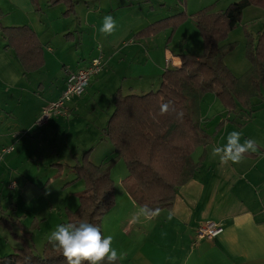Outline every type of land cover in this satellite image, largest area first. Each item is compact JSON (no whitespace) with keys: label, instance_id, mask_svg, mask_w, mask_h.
Here are the masks:
<instances>
[{"label":"crops","instance_id":"0c3cea01","mask_svg":"<svg viewBox=\"0 0 264 264\" xmlns=\"http://www.w3.org/2000/svg\"><path fill=\"white\" fill-rule=\"evenodd\" d=\"M143 3L146 6L144 9L134 0L121 1L115 7L112 16L117 13V9H124L123 14L116 21L118 20L117 25L120 27L128 24L129 46L117 50L109 44L110 46L102 54L103 70L90 79L80 97L74 98L68 104L70 119L89 94L91 97L87 103L96 104L100 96L105 98L103 95L107 96V101L112 100L114 92L119 88L125 93H143L145 90H152L159 85L162 72L166 68L180 67L179 55L190 52L186 43L183 52L172 50V41L176 34L185 24H190L188 18L176 30L169 44L164 42L162 50L151 54L155 36L168 29L143 38H136L135 35L148 25L170 15L165 14L155 18L158 14L151 12L153 7L146 1ZM183 5L187 8L186 0H183ZM59 6L61 9L62 4L53 7ZM0 8L5 14L4 26L27 25L35 32L42 45L43 66L31 72H24L13 50L4 48L6 40L0 41V155L3 148L13 146L12 151L0 156V187L3 185L11 191L20 203L36 208L42 204L40 200L45 198L42 180L36 177H56L54 175L57 170L49 169L54 170L49 172L50 176L49 174L40 176L42 165H46V162H43L37 154L40 144H37L38 139L33 132H31L33 135L28 138L24 134L32 129L41 109L55 100L64 89L65 70L81 68L97 54L91 52V56L82 66L69 68L63 65L62 80L52 82L45 77H50L49 56L52 58L50 54L54 53L49 52L50 46H46L45 50L44 42L48 37L46 35L48 30L54 26L55 31L64 36V44L70 43L74 35L64 27L68 22V16L61 15L60 22L63 24V29L56 30L61 27V23L58 27L57 24H52L54 19L51 21L47 18L48 21H45L41 17L44 12H39L43 8L34 6L30 0H0ZM35 15L38 17L36 18ZM190 26L193 25L190 24ZM198 40L201 42L200 37ZM141 54L142 58H140ZM150 61L153 64L150 70L144 69ZM140 66L143 67L142 71ZM234 74L240 76L242 73ZM206 96L209 95H205L204 98ZM108 105L106 108L109 109ZM112 110L113 103L109 113H106L107 116L95 124L100 125L101 130L106 126ZM224 111L226 112L224 118L219 121H223V124L218 130L215 129L216 125L211 126L210 129L206 127V131L212 135V141L196 148L193 152L192 158L198 165L192 178L178 188L172 207L160 209L159 216L155 218H146L139 214L141 207L126 190L120 192V195L124 197L123 206L113 216L107 217L106 221L103 219L104 223H101L103 234L113 236V247L121 256L120 264H264V128L259 125L248 126L256 122L260 113H264V94L252 99L250 117L245 110ZM242 113H244V119L237 121L235 115ZM52 118L48 123L56 122L57 128L60 127L59 120L65 117ZM207 119L201 118L202 125L208 122ZM74 120H72L73 124H76L77 121ZM20 131L25 132L19 135ZM231 131L241 132L242 141L255 139L259 146V153H248L242 162L237 164L229 162L227 165L221 164L218 157L213 158L211 153L208 154L214 146H223ZM91 133L97 135L94 139L97 145L104 143L107 148L98 162L102 163L111 156L113 148L101 131L100 134L95 130ZM88 137L89 135L86 138ZM14 138H17V143L13 141ZM94 140L85 143L82 151L89 145L91 150L89 155H92L96 146V144L93 145ZM52 164L57 165L56 163L49 165ZM61 171L63 174L71 173L68 168H62ZM48 180L45 181L46 186ZM78 182L81 186L84 185L82 181ZM17 207L16 202L15 208ZM33 213L43 218L42 209ZM208 220L220 222L223 231L213 238L196 240V228ZM19 221L22 224L21 220ZM7 223L9 225L6 226L0 220V257L8 256L15 249L22 247L17 237L18 230L13 227L14 221L13 223L7 221ZM59 224H62V221ZM16 226L19 227L18 224ZM48 237L41 236L39 242L32 237L31 241L27 242L33 246L35 252L41 253Z\"/></svg>","mask_w":264,"mask_h":264},{"label":"trees","instance_id":"16d2710c","mask_svg":"<svg viewBox=\"0 0 264 264\" xmlns=\"http://www.w3.org/2000/svg\"><path fill=\"white\" fill-rule=\"evenodd\" d=\"M30 2L36 6L37 0ZM58 4L66 6L64 16L74 12L75 0H47L48 6ZM251 5L264 9V0H239L223 10L212 12V7H207L191 14L190 19L200 32L203 53L180 54V67L166 68L155 90L125 93L119 88L114 92L113 110L102 130L113 148L111 156L94 164L88 160L89 149L81 161L69 166L75 173L74 180H82L84 188L77 193L76 209L67 210L66 223L85 220L102 229V219L115 202L110 170L120 159L128 171L122 182L124 189L140 207H172L178 188L192 178L198 165L192 158L193 152L212 141L199 113L200 102L206 94H214L227 112L245 110L250 117L252 99L264 94V29L256 37L250 33L251 40L246 46L250 68L245 73L236 76L224 58L232 46L226 42L228 34ZM2 15L0 9V18ZM188 18L182 11L148 25L135 37L143 38L171 28L169 41L176 28ZM0 32L6 40L4 48L13 50L24 72L43 66L42 45L30 27L0 24ZM168 101L173 102L177 112H183L182 119L175 113L159 115L160 104ZM222 124L223 121L219 122L215 129ZM17 237L22 247L0 257V264H67L48 240L41 253H37L27 242L31 241V232L22 231Z\"/></svg>","mask_w":264,"mask_h":264},{"label":"rangeland","instance_id":"374dc122","mask_svg":"<svg viewBox=\"0 0 264 264\" xmlns=\"http://www.w3.org/2000/svg\"><path fill=\"white\" fill-rule=\"evenodd\" d=\"M121 1L124 0H76L74 6L75 11L68 15V22L64 25V27L67 28L66 30L74 35V38L71 39L68 44H64V36L59 34L58 31H55L54 26L50 27L46 34L48 37L45 39L44 47L46 50V46H50L51 51L49 52L54 54H50L52 58L49 56L48 70L50 77H45L46 79L49 78L52 82H60L63 78V65L69 68L82 66L91 56V52L92 54L98 53V48L100 49L102 55L110 45H113L117 50L129 46V37L127 34L129 33L130 28L127 26L128 24H125L122 27L117 25L116 31L111 36H104L99 32L103 18L106 15H112L115 7L118 6ZM134 1L139 2L138 6L142 9L146 7L143 3L146 1L149 6L153 7L151 12L153 14H158L155 18L165 14H169L171 16L185 10L189 17V23L194 26L185 24V26L182 27L176 34V30L185 23L184 21L176 28L169 41L168 38L171 35V28L158 34L154 38V43L152 44L153 51L151 54L162 50L164 42L169 44L175 33L176 37L174 41H172V50L176 52H183L185 48L184 45L186 43L191 54L201 55L203 53V43L198 40L199 37L201 38L200 32L195 23L190 19L192 18L190 15L207 7H212V12L223 10L230 3L239 0H186L187 8L184 7L183 0ZM36 6H41L43 8V10L40 9L39 12H44L41 17H43L45 21L47 18L51 19V21L54 19L52 24H57L59 27V23H61L60 19H62L61 15L63 16L62 12L66 10L65 5L62 4L61 9L60 6L54 8L53 6L47 5V0H37ZM117 10V13L113 15L115 20L119 19L120 15L123 14L122 11L124 9L122 8ZM1 11L3 12L2 9ZM4 17L5 14L3 12V15L0 18L1 26H4ZM37 17L38 16H36V18ZM117 22L118 20L116 21V24ZM44 25L46 26L47 22ZM62 29L63 24L61 23V27L56 30ZM262 29H264V9L255 5L249 6L243 11L241 20L237 24V27L231 31L227 37V41L231 43L232 46L228 54L225 56L224 62L232 70V72L243 74L250 68V60L246 55V46L251 40L250 33L252 36L256 37L257 33ZM67 31L64 32L66 33ZM3 40L4 38L0 34V41ZM140 58H142V54L140 55ZM152 65V61H150L144 69L148 68L150 70ZM142 70L143 67L140 66V71ZM157 87L158 85L153 87L152 90L157 89ZM150 90L151 89L148 91ZM137 92L141 91L138 90ZM145 92H147V90H145ZM206 95L209 96L202 98L199 106V113L201 118H208L206 120L208 121V124L203 123L202 126L205 129L208 126L207 129H210L215 125L217 126V123L224 118L226 112L224 111L225 109L222 107L221 103L216 101L214 94L209 93ZM103 96L105 98L100 96L97 99L96 105L94 102V104L92 102L87 103V100L91 97V94H89L84 100L85 102L78 108V110H76V114L73 113L71 115L73 118L70 119V117H65L61 118L62 120H59V122H61L59 125L60 127L56 128V122H54V124L48 123L44 126L34 124L31 127L32 129L26 131L24 134V136L28 138L34 133L35 138L38 139L37 144H40V147L37 149V154L43 162H46L45 166L42 165L40 176L54 171H50L49 169H56L57 171L54 175L56 177H51L50 174V177H36L42 180L41 185L43 186L42 189L45 196L44 199L40 200L42 201V204L36 208L31 207L32 205L30 206L20 203L11 191L7 190L3 185L0 187V220L2 222L10 221V223H13L14 221L13 227L18 230V234L22 231H29L31 232V236L33 235L32 237H34V240L39 242L41 240V236L44 238L50 236L51 232L56 228L60 221H62V224H66L67 210H74L78 206L79 201L77 193L83 190L84 185L81 186L78 182L82 180H74L75 173L71 168H69V166L76 161H81V156L84 151L90 148L89 145H87V149L85 148V150L83 149L82 151L84 144L97 138V135H93L91 131L95 130L98 134H100L101 131L102 133V130L99 127L100 125L96 126L95 124L107 116L112 105V100L109 99V101H107V96ZM107 102L110 104H106ZM107 105L109 106V109L106 108ZM235 117H237L236 120L239 121L244 119L245 116L244 113H242L235 115ZM72 120L75 122L77 121L76 124H73ZM260 123L264 124V113H260L256 122H253L248 126L259 125L261 128H264V125H261ZM22 132L25 131H20L19 135ZM29 132L33 133L30 134ZM85 132H87V134ZM88 135L89 137L86 138ZM21 137H23V135ZM16 139L17 138H14L13 140L15 143L18 142ZM241 142L243 141L241 140ZM15 143H13V145ZM95 144L96 141L94 140L93 145ZM104 145V143L99 145L96 144L92 155H88V160L95 164H99L98 162L100 161V158L106 151L105 149H107ZM211 152L212 150H209L208 154ZM50 163H56L58 166L55 164L50 166ZM62 168H68L71 173L69 174V172H64L63 174V171H61ZM111 171L113 172L112 174ZM127 174L128 171L126 165L121 159L117 160L111 167L110 178L112 179L114 185L115 202L105 215L109 214L107 216L104 215L105 218L103 217V219H105V221L107 217L113 216L117 211H119V208L123 206L124 197L120 195V192L125 190L122 182L126 178ZM64 175L68 177H63ZM48 178L50 179L48 180ZM47 180L48 183L46 186L45 181ZM4 183H6V181ZM16 202L18 204L17 208H15ZM41 209L43 218L39 217L40 215L36 216V214L34 215L33 213ZM34 216H36V218ZM18 219L21 220L22 224ZM24 221H26L25 224ZM17 224L19 227L16 226Z\"/></svg>","mask_w":264,"mask_h":264},{"label":"clouds","instance_id":"9594fccd","mask_svg":"<svg viewBox=\"0 0 264 264\" xmlns=\"http://www.w3.org/2000/svg\"><path fill=\"white\" fill-rule=\"evenodd\" d=\"M116 20L112 15L103 18L99 32L104 36H111L116 31ZM175 113L182 119L183 112H177L172 101L161 103L159 115ZM242 133L231 131L226 137L223 146H214L211 155L218 157L223 165L237 164L245 159L248 153H259V146L255 139H244ZM160 209H150L147 205L141 206L140 213L146 218L159 216ZM48 242L53 249L60 252L67 264H117L121 259L118 251L113 247V236L104 235L101 226L81 220L79 223L68 222L59 224L51 232Z\"/></svg>","mask_w":264,"mask_h":264},{"label":"built area","instance_id":"2783aa9c","mask_svg":"<svg viewBox=\"0 0 264 264\" xmlns=\"http://www.w3.org/2000/svg\"><path fill=\"white\" fill-rule=\"evenodd\" d=\"M96 56L92 57L87 65L75 70H65V86L55 100L45 105L35 119V124L44 126L52 117H69L68 104L76 97H80L90 79L98 75L104 68L103 57L98 48ZM13 146H7L1 150V155L12 151ZM0 155V156H1ZM223 231V226L218 221L208 220L199 225L195 230V239L213 238Z\"/></svg>","mask_w":264,"mask_h":264}]
</instances>
